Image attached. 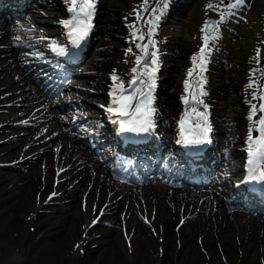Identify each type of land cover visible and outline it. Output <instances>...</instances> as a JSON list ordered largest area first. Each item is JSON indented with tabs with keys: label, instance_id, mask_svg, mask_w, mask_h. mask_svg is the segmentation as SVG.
Segmentation results:
<instances>
[{
	"label": "bare ground",
	"instance_id": "obj_1",
	"mask_svg": "<svg viewBox=\"0 0 264 264\" xmlns=\"http://www.w3.org/2000/svg\"><path fill=\"white\" fill-rule=\"evenodd\" d=\"M104 1L105 0H100V4L97 6L101 5L103 8ZM113 1L117 2L118 7L123 11H127L129 8L130 1L128 0ZM54 2L59 4L66 3L65 0H54ZM160 2L161 0H147V3H145L144 0L146 13H142L139 19L137 18L135 20L134 23L136 24V30L142 29L143 26L149 22V20L153 19L158 11L157 4ZM185 2L189 1L185 0L184 3ZM248 6H250V0H245L244 7L246 8ZM153 9L156 11L153 12ZM94 15H96V19L94 20L92 27L96 31V25L99 22L103 23L106 20L105 17L101 15L100 11H97ZM26 23L39 26L34 28L35 37L49 38L53 35L60 34L57 28L54 30L46 28L48 33L40 28L41 25H49V22L45 18L39 17L37 12H31L27 17ZM178 26L180 25L176 18L162 22L161 31L167 36L161 40L155 41V44L157 45L155 49L160 51L156 57L158 61H164L162 51H173V47L171 45H178L180 48L177 36L172 35L173 31L175 32V29H177ZM103 30L108 33L110 28L106 26ZM14 31L22 32L25 30L23 27H15ZM124 31L125 30H123V33L125 35ZM26 32L30 33L29 31ZM6 33L7 32L2 31L0 24V45L4 44L3 37L5 36L6 38ZM118 35L119 33H117L116 37H119ZM104 36H107V34L104 33ZM10 37L12 36L10 35L8 38ZM186 42L192 45L197 44L195 42ZM46 46L48 48L47 56L51 58V60H55V58H57L56 54L57 51H59V47L57 45L51 46V44ZM103 49L108 52L114 51L113 47H106ZM0 50H3L2 53L5 55H12L8 58L13 59L9 63H7L6 59H0V77H3L0 80V98H2L3 94L6 92L14 91L15 94H20L16 96L13 95V97L8 96L9 99L4 101L5 104H15V100L18 98L23 99L22 103H24L25 106L29 105L30 102H35L30 107L36 104L32 107L33 110L28 113L25 112L28 111L30 107H22L20 109L13 107L12 110H5L7 107L0 109V125L5 123L4 126L0 127V131H4V138H8L9 142L4 144L5 147L0 148V164L2 165L4 160L11 156L24 154V157H28L31 155L29 159L26 158V162L19 164L20 166L25 167L27 174H15V172L12 174H4L0 172V190L2 191L6 189V186L15 182V178L22 176V178H18V180L22 181L23 185L20 187L18 194L15 195L16 198H11V203H15L13 206H17L19 210L21 209V211H28L29 216L25 219L19 215L17 220L13 221L12 225L7 229L12 242V247L14 248L13 253L15 254L11 255L13 258H21L22 255H26L25 246L28 247L30 241L35 240V236L37 235L36 225L39 218L48 216L51 213L47 211H52L56 208L54 204L46 207L48 204H46L45 201L46 196H44L42 202L32 198L34 191L37 192L39 188L45 187L52 189L49 192V195L57 189V192L62 191L65 196L62 200L64 207L59 208L63 212L58 218L60 223H56V220H49L48 222L50 224L45 226L48 227L49 225H55L52 229L53 233H55L54 236L49 237L47 235L42 237L34 245L35 249H44V251L42 250L44 261L41 262L51 263L50 261H52L56 264H81V262L84 263L85 259L88 257L89 261L84 264H95L97 260H100L99 262L101 263H106L110 261L111 253L119 256L122 252H127L128 254L130 252L131 254L129 255L135 258L138 254L142 255L147 253V251H149L152 247L151 242H155L158 253L155 255L156 258L153 257L154 264L155 262L157 264H174L172 259H174L178 253H176L173 248V240L177 234H179V237L183 240L185 246L189 245L192 247L195 244L193 239L196 237L195 242H198L201 238L205 244L204 246L211 251V255L214 258H216V255H221V257L229 262V264H238V260L241 261L240 264H261V261L258 263L256 262L257 258H255V255L258 252H263V254H261V258H264V221H259L254 215H238V213H234L236 217H230V215H227L224 211L220 213V210L215 208L212 204L210 196L207 197L202 195L199 197L197 195H192L191 192L185 196L183 193L187 192V190H169L159 184L143 189L124 188L118 194L113 193V191H111L112 189L108 187L111 186L110 183H101L100 174L94 178L90 175L87 169L76 173V169L83 166L82 164L77 165V163L80 160H82L83 163H87L85 162L86 159L78 156V153L71 154L69 157L68 155L65 156V149L60 154V162L55 163L53 160L54 155L59 152L53 149L48 151L43 148L46 147L44 140L50 135V128L47 129V126L39 127L37 129L29 126H12V123L20 121V119H18V121L14 120L17 115L19 117L22 114L21 116H23V118L32 117L37 114L42 117L46 115L43 113L44 107H39L41 105L39 103L41 98L43 103H45L44 94L39 93V90L44 91L45 82L39 85L37 81L34 82L32 79L29 80L25 71V78H23L22 75H20V78H22L21 80L15 78L18 76V72L21 74L22 70H20V67L23 66L19 64L21 60L17 55L21 57L24 56L17 48H13L9 51L7 47L3 46ZM182 52L186 59L193 58V56L197 55V53L190 50V46H184L182 48ZM103 55L107 56L105 53ZM86 58V56L81 55L79 61ZM137 59L134 61H137ZM105 62L108 61H103L102 65ZM98 66V63L93 64L94 68ZM148 66V61L139 66L136 65V78L139 77V79L143 80L145 75H142V73H145ZM37 68H40L41 70V72L37 73V76L40 77L42 81L43 79L45 80V77L51 73L46 66L45 59L36 60L31 70L35 71ZM185 69L189 71L191 68L185 67ZM174 70L175 68L170 67L167 72H172ZM11 73H14V75H11ZM83 77V75H80V78ZM81 80L82 79L77 80L76 82ZM168 80H170L169 77H167V81ZM22 82H26V85L21 86ZM32 82L35 83V86L31 85L29 86L30 90H27V86ZM95 82L96 80L93 84ZM97 83L99 85H105L108 88L112 85L109 80H104L102 78H99ZM74 84L76 85V83ZM135 87L142 88V84L138 81ZM192 92L195 91H191V93ZM57 101L58 100L53 99L49 104H54ZM40 123L41 122H35L34 124L40 125ZM89 123H93V121L90 120ZM25 124V122L22 123V125ZM114 128L115 124L109 123V125H107V129L103 131L105 141L110 142V134L114 133ZM55 129L56 128H53V131ZM168 155L169 162L173 167L181 166V162L175 153ZM74 158H76L75 161H73ZM130 160L131 162H134L136 166L140 167L139 158L131 156ZM69 164H72V168L68 167ZM54 166L56 167L55 169L53 168ZM0 168L3 167L0 166ZM81 176H83L82 179L80 178ZM55 179L61 180V182L57 185L58 188L54 187V183L57 182ZM90 182H94V184ZM105 188L109 189L103 190ZM39 193H41V191H39ZM84 201L86 206L88 204L89 206L92 205L89 210L91 218L89 223H86L85 225V229L82 234L84 239L80 241V243H77V249H81L83 253L81 256H77V254H73L71 252L73 247L70 245V233L74 234L78 230L76 227V218L80 219V216L75 213V210L79 209V206H82ZM166 201H168L170 206L166 203ZM95 206L99 209L93 217L92 214H94ZM173 206L176 207L175 215L179 218L177 223L179 224L182 219L184 220V224L180 228H177L178 224H172L173 221L169 212L173 211ZM2 207L3 206L0 205L1 209ZM127 207V210L130 213L125 212V208ZM220 218H222V221H220ZM0 221H4V215L1 211ZM215 224L218 228H215ZM64 225L67 226V228L70 227L69 234L68 231L65 232V229L63 228ZM211 225H213V228L210 227ZM32 227L34 230L31 229ZM45 227H43V229ZM124 228L127 229V234L123 232ZM215 231L218 233V239L213 236ZM14 235H16V237ZM151 237L155 238L153 239ZM234 239L240 242V246L234 242ZM216 240L222 244L218 253L214 249ZM162 241L163 244L161 243ZM170 244H172V246ZM164 246L167 248H164ZM166 249L168 250L165 251ZM238 249L244 250L245 253L244 257H241V259L236 253ZM28 251L30 252V250ZM160 257L162 260H160ZM178 258H180V256ZM23 263L20 262V264Z\"/></svg>",
	"mask_w": 264,
	"mask_h": 264
},
{
	"label": "rangeland",
	"instance_id": "obj_2",
	"mask_svg": "<svg viewBox=\"0 0 264 264\" xmlns=\"http://www.w3.org/2000/svg\"><path fill=\"white\" fill-rule=\"evenodd\" d=\"M51 1L52 2L47 0V2H48L47 4H49V7L56 6V3L54 2V0H51ZM128 1L140 3L141 0H128ZM184 1L185 0H181L177 6H174L172 4V2L169 3V1H167V8L162 7V11H164L163 14L166 16H169L172 14L171 17L176 18L177 21H179V25H180L177 27V29H175V32L173 31L172 35H176L178 38V41H180L181 47L179 49H181V52L179 53V55H177L178 51L176 49H173L172 53L176 56L174 57L173 60H171V62L169 61L171 63L169 65L170 67H174V64L176 65V63L178 65H181L186 61V58L184 57L183 52H182L183 45L188 44L186 41L195 42L196 36H197V34H199V30L202 29V26H204L206 19L208 17H214V18L217 17L218 19H220V14L222 12L225 14L226 11H229L230 9L227 6L230 3H233L234 0H188L189 2H185V3H184ZM113 2H114L113 0H105L104 1V7L101 8L102 9L101 15H103L105 17L106 21H104L103 23L99 22L97 24L96 37L93 41V42H95L94 43L95 46H96V42L99 41L100 42L99 45H103V46L106 45L107 47H113L114 48V51H112V52L106 51V54L108 55L107 57H108L109 61L105 62L103 65L100 64L98 66L99 67L98 69H94V70L100 71V72L101 71L107 72L109 70V68L111 66H113L115 63L116 64H122V59H124L126 56V48H127L126 38L127 39L133 38V36L131 34L133 32V30L129 31L126 36L124 35L123 26H122V21H123L122 17L124 15V11L119 10L117 2H114L115 3L114 5H113ZM209 4L217 5L219 7L215 8V9L209 8L208 7ZM260 4L257 5L256 0H253L254 10L252 12L251 11L250 12H247V11L242 12V9H244L243 6L240 7L239 8L240 11L237 12V16L241 21L249 18V20L244 25V30H242L239 26L236 27V30H238V34L236 33V44H237V47L239 49H241L240 53L245 56L244 61L242 59H240V60L235 59L234 60L237 64L236 65L237 70H239L241 68V70H243L245 72L247 69H251L254 62H258L257 50H261V49L264 50L263 48L259 47L255 43L256 39L260 40L261 38H264V0H261ZM161 6H162V1H161ZM49 7H47V8H49ZM44 11H41V13L42 14L45 13L46 15H56L57 18L61 15L63 17V14H64L62 11H59L58 9H54V11H50V10H47V11L44 10ZM56 17L54 16L53 18H48L47 16H42V18H45L49 22V25H46L49 27H51L53 23L57 24L59 19H57ZM235 18H236L235 16L228 15L227 23L229 26H231V21L234 20ZM259 18H260V21H258ZM258 22H260V25H258ZM106 26H108L110 28V31L108 33H106L105 30H103ZM262 28H263V30H262ZM6 29H9V28H6ZM104 33L107 34V36H104ZM117 33H119V35H118L119 37H116ZM116 39H118V40H116ZM119 41H121V42H119ZM10 43H13V41ZM103 46H102V48H103ZM173 46H178V45H173ZM193 49L196 50L197 48L196 47H190V50H193ZM103 53H104L103 51L100 52V55H102ZM1 55L2 54L0 52V56ZM262 56H263L262 59L264 60V53L263 52H261L259 54L260 58ZM247 58L249 59L250 63L247 62ZM110 61H112L113 64L111 66L104 67L106 65H109ZM21 69H24V68L22 67ZM92 76L93 75H90L91 80H92ZM171 76L175 77V78L177 77V79L171 80L172 83L166 82L165 83L166 87H168V88H170L172 86L177 87L179 85V82H180V79L178 78L180 76V73L178 72V70H176V71L174 70L171 72ZM233 88H235V87L230 86V89H233ZM175 96L176 95H174L173 97L171 96V98H172L171 103H173L176 100ZM102 98L106 99L107 96L104 94L102 96ZM228 100L232 101L233 99L228 97ZM171 103L169 105L170 108L173 107ZM230 110L232 111L233 109L232 108H230V109L224 108V110H223L224 114L229 115ZM232 113H234V112H232ZM14 120H17V118H15ZM2 125L4 126L5 123H3ZM226 125L228 126V123H226ZM236 128H237V132H241V126L240 125H236ZM3 132L4 131H0V148L5 147V145H4L5 143H9L8 141L4 140L5 134ZM13 159H17V158L11 156V157H8L7 159H5L4 161H11ZM4 163H6V162H4ZM0 172H2L4 174H12L13 172H15V174H22V173L27 174V170L15 171V170L6 169V168L0 169ZM0 177H1V175H0ZM18 178H22V176H19ZM18 178H15L16 179L15 182L6 186L5 190H3V191L0 190V205L3 206L2 209L0 208V211L4 215V221L3 222L0 221V264H20V262L23 263V261H24L23 264H56L52 261H50L51 263L41 262V261H44V257L42 256L44 249L43 248H36L35 249L34 245L42 237H45L47 235L49 237L54 236L55 233H53L52 229L54 228L55 225L54 224L49 225L48 227H45V226H47V224H50L48 222L49 220H56V223H60L58 221V218H59V215L63 213L59 209V208L64 207V204L62 205V203H56V205H55L56 208L54 210L50 211L51 214H49L48 216H44L43 218H39L37 225H36L37 235L35 236V240L30 241V244L28 245V247L25 246L26 255H22L21 258H13L11 256L15 253H13L14 248L12 247V242L10 239V235L7 232L8 231L7 229L9 226L12 225L13 221L17 220L19 215L25 219H27L29 217L28 211H26V210L21 211V209L19 210V208L17 206H13L15 203H13V204L11 203V198H13V199L16 198L15 195L18 194V192L20 191V187L23 185L22 184L23 182L19 181ZM105 182H108V184H109L112 181H110L108 179H101V183H105ZM108 187L110 189H112L111 191H113V193H117V194L120 193L124 189V188L118 187L116 184L114 186L111 184V186H108ZM109 188H105L103 190H108ZM127 189H130V188H127ZM42 190H43V188L41 187V188H39V190L37 192L34 191V193L32 194V198L34 200H37L40 197H44L48 194V191L50 189L47 188V191H45V192H43ZM39 191H41V193H39ZM183 195H185V193H183ZM62 199L63 198H61V200ZM47 202L48 201H46V203ZM166 203L170 206L168 201H166ZM137 205H139V204H137ZM91 207H92V205L89 206V204H88L86 207L85 206L84 207L79 206V209L75 210V213L80 216V219L76 218V220H77L76 227L78 229L76 233L71 234L69 232L70 227L67 228V226H65V225L63 226V228L65 229V232L68 231V234L70 233V238H71L70 245L73 247L71 249V252L73 254H77V256H79V255L81 256L83 253L81 249H77V243H80V241H82L84 239V236L82 234H83V231L85 229L86 223H89V221H90L91 217L89 214V210L91 209ZM127 209H128V207L125 208V212L130 213V212H128ZM175 210L176 209H173V211L171 212L173 215H171V213L169 212L171 215V219L173 221V223H172L173 225L178 221V217L175 215L176 214ZM47 212H49V211H47ZM92 215L94 216V214H92ZM66 224H68V223H66ZM27 226H29V225H27ZM57 226H59V225H57ZM43 227H45V228L43 229ZM210 227L213 228V225H211ZM215 228H218V226L216 224H215ZM31 229L34 230L33 227ZM201 231H204V230H201ZM123 232L125 234H127V229L124 228ZM14 236L16 237V235H14ZM213 236H215V238L218 239V233L216 231L213 234ZM194 237H195V235H194ZM151 238H153V237H151ZM193 240H194L195 244L191 247L189 245L185 246L183 240L181 241V243H179L178 238L175 237V239L173 240V248H174L175 252L178 253V255H176L174 257V259H172L174 264H229V262H227L223 257H221V255H216V258H214L211 255V251H209L207 248H204L202 242H200V243L195 242L196 237ZM217 241L218 240H216V242L214 244V249L218 253L220 248L222 247V244L220 242H217ZM234 242L239 245V242L236 239H234ZM170 245L172 246V244H170ZM147 246H149V245H147ZM151 246L152 247L149 249V251H147V253L142 254V255L138 254V256H136L135 258H133L131 255H129V254H131L130 252H129V254L127 252L126 253L122 252L119 256L115 255L114 253H111V259L109 262L101 263V262H99L100 260H97L95 264H154V258L153 257H155L156 253H158V252H157V246H156L155 242H151ZM164 248H167V247L164 246ZM28 250H30V252ZM167 250L168 249H166L165 251H167ZM69 253H70V251H69ZM236 253H237V255L240 256V259H241V257H244V255H245L244 250L238 249L236 251ZM261 254H263V252H258L255 255V258H257V261H256L257 263H258V261L260 262V260H261ZM179 256H180V258H178ZM181 257H182V259H181ZM19 259H21V260H19ZM160 260H162L161 257H160ZM262 260L264 261L263 257H262ZM88 261L89 260L87 257L85 259L84 263H87ZM84 263L81 262V264H84ZM237 263L240 264V260H238ZM155 264H157V263L155 262Z\"/></svg>",
	"mask_w": 264,
	"mask_h": 264
},
{
	"label": "snow or ice",
	"instance_id": "obj_3",
	"mask_svg": "<svg viewBox=\"0 0 264 264\" xmlns=\"http://www.w3.org/2000/svg\"><path fill=\"white\" fill-rule=\"evenodd\" d=\"M70 6L68 11L72 13V18L67 21H61L63 26L69 29V35L72 37V43L79 47L80 42L85 40L89 34V31L92 28L91 18L94 10V0H65ZM147 3V0H145ZM245 5V0H234V3H230L227 7L232 9H237ZM162 7L167 8V0H162ZM209 8H217L219 6L209 4ZM153 12L156 10L153 9ZM163 12L156 14L151 21L150 25H156L160 19V16ZM138 15V14H137ZM139 18V15H138ZM226 19L225 14L222 12L220 14V21L214 22H205V27L202 29V32L205 33L203 37V46L199 49L197 55L193 56L192 62L194 65L193 69H190L188 76L192 77L193 72L196 69H199V81L197 87L199 89L198 95L195 92L191 93V99L188 97H182L183 103L186 106L192 108V112L196 114L198 120L195 124V129H198V132H195L192 128H186L185 125L189 123L190 113L185 114V118L180 121V127L183 136V143L186 146H200L209 142L208 133L211 131L210 126L208 125V116H207V105L204 104L203 99L200 97L206 96L207 92L203 89V84L205 82L202 73L206 71V65L208 62V56L210 55V44L217 39L215 32L219 27V24ZM132 36L136 40H144V35H137L136 31H133ZM154 34V27L148 32V36L151 37ZM149 44L155 48V41L149 39ZM144 52L145 57L148 56V46L147 45H137ZM61 53L64 52V49H59ZM131 52V48L128 50ZM151 63L153 65L158 63L156 59L157 53L155 51L151 52ZM257 60H259V50H257ZM142 63H146L145 60L137 59L136 64L139 66ZM136 68H133V72H136ZM142 75L147 76V82L145 80L139 79V77L134 78L129 81V87L131 91L124 86V82L115 74V71L111 75L113 81V87L109 92L111 99V104L107 107L106 111L116 115L117 117H127L126 120L120 121L121 131L125 132H135L137 134L148 133L151 134L150 130L155 127L153 120V115L155 109L152 107L153 97L151 95V90L155 87V69H152ZM119 81V83H117ZM139 81L140 84L146 85L149 89L147 93L143 92L139 87H132L137 84ZM252 87V85H248ZM192 88V85L186 80L185 81V91L187 92ZM257 99L255 95L252 97ZM261 101H264V95L259 97ZM135 101V103H133ZM112 105H115L113 107ZM202 105L204 111H196V106ZM261 113L259 119L254 120L256 113ZM250 121H253L257 127L249 128L248 140L250 141L249 147L247 149L249 171L251 173L249 179H255L264 181V170L258 171V169L264 165V103H261L259 107L252 104L250 108V115L248 116ZM255 131L258 133L257 137H253L251 133ZM180 142V141H178ZM258 172V174H257Z\"/></svg>",
	"mask_w": 264,
	"mask_h": 264
}]
</instances>
